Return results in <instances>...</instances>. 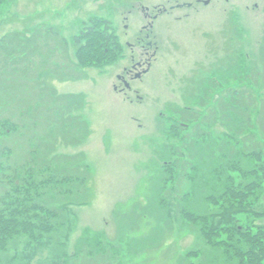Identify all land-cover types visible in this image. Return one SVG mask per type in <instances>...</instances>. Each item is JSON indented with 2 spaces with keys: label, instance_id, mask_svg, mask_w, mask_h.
Here are the masks:
<instances>
[{
  "label": "rangeland",
  "instance_id": "rangeland-1",
  "mask_svg": "<svg viewBox=\"0 0 264 264\" xmlns=\"http://www.w3.org/2000/svg\"><path fill=\"white\" fill-rule=\"evenodd\" d=\"M169 1L174 0L2 1L0 40L7 36L15 53L9 49L11 65L0 72V96L9 100L4 103L0 98V210L7 209V216L11 209L19 210L26 195L51 205L57 199L51 190L62 192L64 200L67 195L72 199L66 201L68 222L56 240L49 233L34 240L14 238L0 252L10 261L7 264H54V255H64L59 264H243L228 255L233 251L231 236L238 238L236 229L263 237L264 129L244 127V91L234 93L240 111L229 106L218 121L211 116L213 126H203L205 132H200L206 135L190 140L187 151L181 150L187 134L176 124V111L192 117L189 111L202 112L222 93L226 104L228 87L244 86L245 91L248 87L254 99H264V0H215L187 16L184 11L161 15L152 29L142 31L152 20L146 17L147 8L155 13ZM93 18L106 20L103 28L115 42L105 48L96 39V48L102 54L106 51L105 60L82 66L89 61L84 47L93 46L85 34ZM147 33L151 34L147 41L155 45L149 46L150 56H144L138 44L136 58L144 56L146 62L153 58L151 70L133 83L134 90L116 92L118 75L131 63L128 41L136 44ZM48 87L60 95L86 98L85 108L74 115L88 122L89 137L80 145H59L55 154L83 152L82 167H88L91 177L66 187L47 184L50 188L39 195L25 184L14 187L10 180L22 159L14 142L20 149L27 147L19 139L28 137L23 130H31L38 152L49 133ZM38 102L42 104L38 109L30 107ZM260 105L251 109L255 123L262 113ZM253 132L256 139L247 136ZM259 152L263 159L254 156ZM218 159L228 165L221 182L216 175ZM21 170L19 177L31 183L28 170L23 166ZM50 174L36 170L34 181L38 184ZM254 182V188H246ZM225 183L237 190V199H220ZM244 201L246 213L237 207L225 215L228 220L219 215L226 204L234 208ZM192 213L197 217H189ZM214 225L218 234L212 236L207 229Z\"/></svg>",
  "mask_w": 264,
  "mask_h": 264
},
{
  "label": "trees",
  "instance_id": "trees-1",
  "mask_svg": "<svg viewBox=\"0 0 264 264\" xmlns=\"http://www.w3.org/2000/svg\"><path fill=\"white\" fill-rule=\"evenodd\" d=\"M3 0H0V5ZM106 20H100V19H94L90 21L88 28L86 29L85 34H88V38H92L90 41L93 46H91L89 49H86L87 47H84V55L87 60H89L87 63L84 64H94L95 62H101L105 57L106 51L102 54L99 50V48H96V39H100L105 43V48L108 46L107 43L115 42L114 36H112V33H108L107 28L104 30ZM81 37H79L80 39ZM8 44V46H7ZM112 44V43H111ZM90 46V45H89ZM88 46V47H89ZM117 47V46H116ZM13 49L10 46V41L8 40L7 36H5L3 39L0 40V52L3 51L2 54L1 63L3 66V69L0 68V72L2 73L3 70L5 71L11 63L8 61V57L10 54V50ZM117 49V48H116ZM11 52L15 53V50H11ZM263 62H264V56H263ZM7 77V75H4V77ZM2 81V80H1ZM257 83V82H256ZM247 87V86H246ZM261 86H258L260 89ZM51 88V87H50ZM48 87V94L50 95L48 97V103L45 106L46 110L48 112V115L45 116L46 120L48 118V125L47 127L49 130V133L46 132L47 136L45 135L43 137V141L40 142V151L38 152L36 147V142L32 141V137L29 135L31 130L25 131L23 130L24 134L28 137H21L19 138L24 142V144L27 145L26 148L20 149V145L15 144L13 145V148L16 150V153H22V159L20 163V159L17 161L19 168L17 169L16 173L14 172L12 175V179L10 180V183L14 185V187L23 186L25 184L26 187H28L32 192L34 191L36 194H43L45 191L44 188H50L49 185L55 186V185H62V187H66L68 183L71 182V184H77V181H89L91 177V173H89L88 167L83 166V161L85 159V154L82 152L76 154V156H68L67 154L65 156L57 155L55 154L57 151V147L59 145H70V146H76L82 144L84 141L87 140V138L90 135L91 129L89 127V124L87 121L84 120L83 116H80L78 114H75V112L82 111L85 108V101L86 98L83 94H58L57 91L52 87L50 89ZM244 91V92H243ZM226 92V95L229 97V101L222 104L221 97L223 96V93L221 96L216 100V98L213 101V104H210V106L205 107L206 109L202 112L198 111H189L191 114H189L192 117L187 118V111L180 110L176 111L178 115V120L176 121V124L178 123V127L181 128L183 132L187 134V136L182 137V142H186V148L183 147L181 150H186L189 148L187 146V143L191 141H196L195 139L200 138L205 133V127H211L213 126V122H209V119H211V116L216 118V121H218L217 118H221L224 113L227 111L225 109H228L229 106L231 108L234 107L233 112H237L239 110L238 101L239 98L234 96L235 92H243L241 95L242 99V105L241 109L243 110V116H245L244 120V127L246 125L247 128L251 131H255L257 127L260 130L264 129V99L261 101L253 98V91L248 90V87L245 91V87L241 86L239 87V90H235V88L228 87L224 90ZM20 93L17 91L16 97H18ZM6 96V95H5ZM41 96V101L43 95H39L38 98ZM261 96V95H260ZM13 97V95L11 96ZM10 97V98H11ZM251 98L252 100H248V98ZM1 102L8 103V98L5 100L3 99V95L0 96ZM9 98V99H10ZM14 98V97H13ZM34 100V99H33ZM18 101H21L19 99ZM216 101V102H215ZM261 102V115L258 117L257 122L255 123L252 118V107L259 106V103ZM19 103V102H18ZM24 104V102H23ZM225 104V108H223L222 105ZM25 105V104H24ZM42 105L41 102H38L37 104H33V106L30 105V107L34 109H38ZM263 105V106H262ZM32 110V109H31ZM240 111V110H239ZM222 114V116H221ZM228 114V113H227ZM4 116L1 118L2 122H6L7 120L3 119ZM220 122L224 125V120L220 119ZM17 124V123H15ZM9 125H12L9 123ZM18 125V124H17ZM15 126V125H14ZM20 126V125H19ZM25 126V125H24ZM51 126V127H50ZM192 126V127H191ZM14 128V127H13ZM193 128V129H192ZM21 130V131H22ZM20 130H18L17 135L21 133ZM201 131V132H200ZM200 132V133H199ZM241 133V132H239ZM238 133V134H239ZM206 135V134H205ZM251 139H256L257 134L255 135V132L247 135ZM19 137V136H18ZM18 139V138H17ZM214 146H219L217 143H213ZM221 145V144H220ZM42 148L44 151L41 152ZM264 150V147L261 145V149ZM255 154V153H250ZM64 155V154H63ZM254 156H257L259 159H263L262 152H259L258 154H255ZM79 159V160H77ZM251 159V158H250ZM62 164V165H60ZM80 164V166H78ZM22 166L25 170H28V175L31 179V183L29 180H26L29 184H27L23 179H21L19 176L21 174ZM231 166V165H230ZM225 168H228L227 163L221 160H217V173L216 175L219 176L220 182L223 179ZM230 168V167H229ZM20 169V170H19ZM60 169V170H59ZM36 170H39L40 172H51L53 174L54 171L59 172L61 176H57L54 174V176L49 175L48 179H45L44 181H41L40 183L36 184L34 181V177L36 174ZM74 171H77L79 174L74 173ZM1 173V172H0ZM257 172L252 171L251 174L255 175ZM18 175V176H16ZM49 184V185H47ZM47 185V187L45 186ZM254 188L255 182L248 184L246 188L248 187ZM66 190V189H65ZM63 191V190H62ZM68 190V194H69ZM223 195L220 197L222 199L223 197H231L237 199L239 197V193L237 192L234 187L228 185V183H225L224 189H223ZM62 192H56L51 190L50 194L51 197L57 198L53 201V203L50 205L49 201H34L36 198L30 199L27 197L24 199L26 204L20 208L17 209H11L10 214L7 216L4 214L8 210H0V252L7 250V245H9V242L12 241L14 238L18 239L23 236L28 237L30 240H34L37 237L40 236H48L49 234L52 235L53 241L56 240L58 235L57 233H61V229L67 224L68 219L66 218L67 214V203H70L72 199L71 196H68L65 198L67 200L63 199V196H60ZM59 196V197H58ZM6 197V196H5ZM5 200V199H4ZM3 203L7 205V202ZM67 201V203H66ZM246 202H241L236 206L233 205L234 208L229 207V204H226L221 211L222 213L219 214L224 217L226 220L227 218L225 215L227 214V217L231 215L230 210L236 211L235 208L238 207L239 211H243L246 213V207L248 205L245 204ZM184 214H186V211H184ZM187 215V214H186ZM189 217L196 218L197 216L192 213ZM201 219V218H198ZM197 219V220H198ZM228 220V219H227ZM205 229V228H204ZM211 231L212 236H215L218 234V225H214L211 227V229H207ZM204 231V230H203ZM49 233V234H48ZM205 236V234H203ZM235 235L238 236L236 238L234 235L231 236V245L230 248H232V252L228 253L229 256H233L236 259H242L243 264H264V235L261 239L253 237L251 234H245L244 230L242 229H236ZM246 246V247H245ZM63 250V249H61ZM58 250L55 251L56 254ZM53 262L54 264H59L60 259L64 257V255H54ZM57 259V262H56ZM13 261V260H12ZM10 263L8 258L0 257V264H7ZM60 264H64L60 263Z\"/></svg>",
  "mask_w": 264,
  "mask_h": 264
},
{
  "label": "flooded vegetation",
  "instance_id": "flooded-vegetation-1",
  "mask_svg": "<svg viewBox=\"0 0 264 264\" xmlns=\"http://www.w3.org/2000/svg\"><path fill=\"white\" fill-rule=\"evenodd\" d=\"M215 0H174L169 1L168 4H162L161 7H156L154 11L149 12L147 8V18H151L149 25H146L142 31L150 30L154 27V20H157L161 15H170L172 16L174 13H182L184 11L185 16L188 15L187 12H193L196 8L200 7H210ZM201 9V8H200ZM184 17V16H183ZM183 17H179L177 19H183ZM125 28H129V24L125 25ZM151 38V34L147 33L146 37H139L136 44H133L128 41L127 46H129L132 50L130 55L131 63L129 67H125L123 74L118 75V79L120 81L119 85H115L114 90L116 92L128 93L127 91H132L133 83L142 79V77L147 74L151 70V66L153 63V58L149 59L146 62L144 56H148L150 53L148 52L149 46L155 45L152 41H147ZM140 45L144 49V53L140 52V54L144 55L138 60L136 58V51L139 49L137 45ZM150 56V55H149ZM212 80L215 79L214 75L211 77ZM219 81V80H218Z\"/></svg>",
  "mask_w": 264,
  "mask_h": 264
}]
</instances>
